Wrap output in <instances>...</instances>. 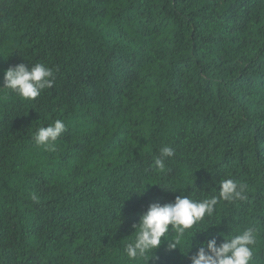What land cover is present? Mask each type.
Segmentation results:
<instances>
[{
	"label": "trees",
	"instance_id": "16d2710c",
	"mask_svg": "<svg viewBox=\"0 0 264 264\" xmlns=\"http://www.w3.org/2000/svg\"><path fill=\"white\" fill-rule=\"evenodd\" d=\"M20 63L54 82L33 100L0 88V264H191L249 227L264 264V0H0V87ZM55 120L63 135L35 145ZM228 178L246 200H221L174 250L162 237L156 259L127 258L150 203Z\"/></svg>",
	"mask_w": 264,
	"mask_h": 264
},
{
	"label": "clouds",
	"instance_id": "9594fccd",
	"mask_svg": "<svg viewBox=\"0 0 264 264\" xmlns=\"http://www.w3.org/2000/svg\"><path fill=\"white\" fill-rule=\"evenodd\" d=\"M53 76V70L44 64L35 63L30 67L29 64L20 63L5 71L3 87L0 88L10 89L23 99L33 100L44 89L53 86ZM65 131L64 121L55 120L47 126L38 127L33 140L37 146L51 147ZM174 152L175 150L170 146L161 147L155 165L164 169L165 159L172 157ZM246 189V184L228 178L220 181L217 194L208 198L193 199L186 195H177L168 203H150L146 211L140 215L138 223L132 225L135 235L125 244L124 253L132 261L148 262L150 258L156 259L153 251L161 245L162 237L168 242V250L176 249L178 244L184 243L193 235L186 230L192 229L193 225L202 221L205 216L211 218L221 200L227 202L246 200ZM145 191L144 185L143 191L139 194ZM169 225L172 233L175 234L173 239L167 238L170 236ZM257 236V230L249 227L238 230L234 235L224 236L219 244L215 237L207 239L199 245L195 254L189 257L190 262L191 264H250L257 244ZM186 248L188 250L189 246L186 245Z\"/></svg>",
	"mask_w": 264,
	"mask_h": 264
}]
</instances>
